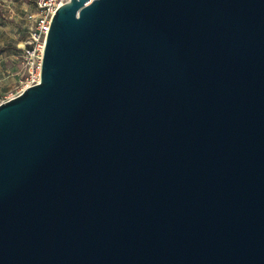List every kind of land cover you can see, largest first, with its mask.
I'll return each mask as SVG.
<instances>
[{"label":"water","instance_id":"water-1","mask_svg":"<svg viewBox=\"0 0 264 264\" xmlns=\"http://www.w3.org/2000/svg\"><path fill=\"white\" fill-rule=\"evenodd\" d=\"M0 264H264V0H70L0 103Z\"/></svg>","mask_w":264,"mask_h":264},{"label":"rangeland","instance_id":"rangeland-1","mask_svg":"<svg viewBox=\"0 0 264 264\" xmlns=\"http://www.w3.org/2000/svg\"><path fill=\"white\" fill-rule=\"evenodd\" d=\"M37 0H0V103L18 94L32 74L24 43L37 14Z\"/></svg>","mask_w":264,"mask_h":264},{"label":"built area","instance_id":"built-area-1","mask_svg":"<svg viewBox=\"0 0 264 264\" xmlns=\"http://www.w3.org/2000/svg\"><path fill=\"white\" fill-rule=\"evenodd\" d=\"M69 1L70 0H37V14L34 18V23L30 28L28 38L25 41L23 48V60L30 68L32 74L30 78L26 80L20 92L39 82L41 53L50 20L56 10ZM20 92L18 94H20Z\"/></svg>","mask_w":264,"mask_h":264}]
</instances>
